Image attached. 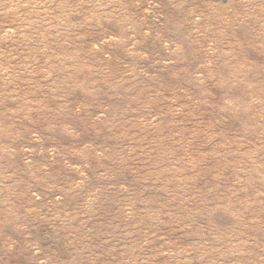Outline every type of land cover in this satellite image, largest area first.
<instances>
[{
  "label": "rangeland",
  "instance_id": "374dc122",
  "mask_svg": "<svg viewBox=\"0 0 264 264\" xmlns=\"http://www.w3.org/2000/svg\"><path fill=\"white\" fill-rule=\"evenodd\" d=\"M0 264H264V0H0Z\"/></svg>",
  "mask_w": 264,
  "mask_h": 264
}]
</instances>
